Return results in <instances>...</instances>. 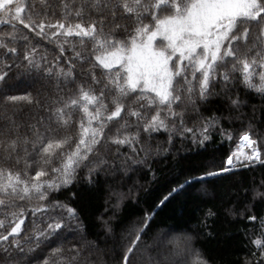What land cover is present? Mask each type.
<instances>
[{
  "label": "snow or ice",
  "instance_id": "1",
  "mask_svg": "<svg viewBox=\"0 0 264 264\" xmlns=\"http://www.w3.org/2000/svg\"><path fill=\"white\" fill-rule=\"evenodd\" d=\"M203 241L264 264V0H0V264H225Z\"/></svg>",
  "mask_w": 264,
  "mask_h": 264
},
{
  "label": "trees",
  "instance_id": "2",
  "mask_svg": "<svg viewBox=\"0 0 264 264\" xmlns=\"http://www.w3.org/2000/svg\"><path fill=\"white\" fill-rule=\"evenodd\" d=\"M253 103H258L259 98H255L252 101ZM181 165L176 164L174 166L164 167L163 163L161 164L160 170L158 171L159 180L157 183L150 185L153 196L162 195L167 191V185L173 177L178 175L180 171ZM245 175H250V173H245ZM143 207H147V205H143ZM188 207V201L181 197L173 201L163 212L161 219L167 220L168 218H178L181 212L185 211ZM126 216H131L133 218L139 217L142 215L141 206H137L134 204L128 205L124 209ZM192 225H195V219L191 221ZM231 232V236H225L224 241L228 244L242 245L246 243V241L242 240L241 236L238 235L232 229L227 230ZM198 247H203L210 255V257L219 262L221 259L225 262V264H238V258L244 255V250L241 248L237 250V247L234 246L232 248L226 249L224 243L220 246H217L216 241H203Z\"/></svg>",
  "mask_w": 264,
  "mask_h": 264
}]
</instances>
